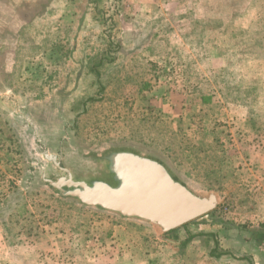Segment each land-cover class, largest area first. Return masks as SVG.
Returning <instances> with one entry per match:
<instances>
[{
    "label": "rangeland",
    "instance_id": "1",
    "mask_svg": "<svg viewBox=\"0 0 264 264\" xmlns=\"http://www.w3.org/2000/svg\"><path fill=\"white\" fill-rule=\"evenodd\" d=\"M113 147L219 204L167 239L33 166ZM263 164L264 0H0V264H264Z\"/></svg>",
    "mask_w": 264,
    "mask_h": 264
},
{
    "label": "water",
    "instance_id": "2",
    "mask_svg": "<svg viewBox=\"0 0 264 264\" xmlns=\"http://www.w3.org/2000/svg\"><path fill=\"white\" fill-rule=\"evenodd\" d=\"M37 156L44 164L33 166L57 197L147 224L157 235L207 219L220 202L215 191L183 183L169 165L132 148L80 155L74 169L61 166L59 156L45 148Z\"/></svg>",
    "mask_w": 264,
    "mask_h": 264
},
{
    "label": "trees",
    "instance_id": "3",
    "mask_svg": "<svg viewBox=\"0 0 264 264\" xmlns=\"http://www.w3.org/2000/svg\"><path fill=\"white\" fill-rule=\"evenodd\" d=\"M192 222H194V221H192ZM188 224V223H187ZM187 224H184L183 226H182V228H184V227H186L187 226ZM259 227H264V225H259ZM217 230V229H216ZM179 231V228H176V229H173V230H170L169 232H167V233H165V234H163V238H169V239H174V240H176V239H178V237H177V232ZM198 234H202V233H198ZM194 237V235H189V236H187V238L186 239H184L182 242H181V245L183 246V245H186V243L191 239V238H193ZM243 260H245V262H247V264H252V261H251V258L250 257H243Z\"/></svg>",
    "mask_w": 264,
    "mask_h": 264
},
{
    "label": "crops",
    "instance_id": "4",
    "mask_svg": "<svg viewBox=\"0 0 264 264\" xmlns=\"http://www.w3.org/2000/svg\"><path fill=\"white\" fill-rule=\"evenodd\" d=\"M229 136H232V138L234 139L235 138V135L234 134H232V135H229ZM261 168H263L264 169V164L261 166ZM263 183H264V177H263ZM263 210H264V208H263ZM259 219H263L264 218V213H262V216H261V218L260 217H258ZM202 254V253H201Z\"/></svg>",
    "mask_w": 264,
    "mask_h": 264
}]
</instances>
